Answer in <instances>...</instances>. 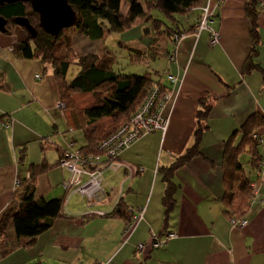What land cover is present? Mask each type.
<instances>
[{
    "label": "crops",
    "instance_id": "0c3cea01",
    "mask_svg": "<svg viewBox=\"0 0 264 264\" xmlns=\"http://www.w3.org/2000/svg\"><path fill=\"white\" fill-rule=\"evenodd\" d=\"M204 4L199 0L182 15L183 25L175 26L183 34L169 36L164 45V73L177 80L165 82L166 131L143 136L125 149L120 159L142 171L132 177L124 170L103 172L101 188L107 199L92 204L77 193L66 196L60 187L70 177L58 166L61 155L73 134H81L83 144L78 148L86 141L83 131L74 129V122L57 107L60 95L53 69L37 59L19 58L11 49L15 37L0 34V222L28 180L31 165L48 167L36 178L35 199L62 202V215L51 228L31 247L2 258L0 264H264V208L258 202L250 204L243 216L246 227H233L234 214L226 201L228 171L237 164L264 197V177H258V164L253 163L241 131L250 116L261 115L263 123L253 134L261 140L256 157L264 160V0H227L215 8L210 26L219 33V41L214 46L207 30L195 32ZM247 7L257 16L255 39ZM204 99L211 109L201 156L175 171V203L165 214L166 185L160 171L192 146L199 102ZM227 143L230 150L241 146L243 150L232 152L230 158ZM119 194L129 212L143 211L127 240L126 221L107 216ZM164 230L176 238L150 249L151 236ZM138 244L146 249L138 251Z\"/></svg>",
    "mask_w": 264,
    "mask_h": 264
},
{
    "label": "trees",
    "instance_id": "16d2710c",
    "mask_svg": "<svg viewBox=\"0 0 264 264\" xmlns=\"http://www.w3.org/2000/svg\"><path fill=\"white\" fill-rule=\"evenodd\" d=\"M141 1L131 0L128 14L123 16L120 11L121 0H67L76 12L78 21L74 27L61 31L57 37L50 36L40 29L39 17L28 3L18 2L0 6V17L7 20L5 34L12 35V27H17L24 32L21 31L17 36L14 35L16 39L13 47L14 53L22 59L40 60L45 66L53 69L60 101L62 97L70 100V96L76 93L95 94L102 89L106 91V95H98L93 103L83 109L80 108L78 114H74L76 109L69 113L67 111L68 106L61 101L64 105L65 118L70 123L74 122L71 124L74 129L83 131L86 143L83 147L78 148L83 155H95L100 152V143L130 120L156 81L151 75L137 76L117 73L114 71L113 57L109 53L101 57L96 54L78 56L72 64L79 68V72L71 81H68L67 73L71 64L63 57L58 56V48L64 40H68L64 38L65 32L73 29L81 31L91 42L101 41L105 32L123 33L129 30L133 23L144 14L140 5ZM151 2L148 3L152 4L153 8H158L172 20L174 27L167 30L173 39V35L179 37L183 34L182 30L179 32L176 29L178 25L175 26V24L180 23L173 16L187 13L199 0H152ZM246 12L251 22V36L255 39L257 34L256 13L251 7H247ZM18 17L28 20L35 29L34 36L28 33L25 28L14 23V19ZM129 52L133 54L132 50ZM134 52L140 53V51ZM253 52L255 51L253 50ZM199 107L192 146L182 156L176 158L169 168H163L160 171L166 185L162 198L165 214L172 210L175 203L173 197L175 188L172 182L175 171L201 156V140L208 128L206 122L211 106L204 99L199 102ZM262 123L261 115L254 114L247 119L241 128L243 143L249 146L251 154L255 158L253 163H257L258 166L261 161V158L256 157V147L259 142L253 138V130ZM228 145L227 143L226 154L228 156L231 154L230 158H233L232 152L238 154L243 150L241 149L242 146L230 150ZM47 169L48 167L44 164L40 166L31 165L28 180L22 184L21 191L12 197L0 222V260L21 248L31 247L35 239L47 232L53 221L62 215V202L60 200L35 199L36 178L46 172ZM228 172L227 184L230 194L226 198L227 205L234 214L232 219H244L243 216L250 206L249 180L238 164L235 169ZM116 203L115 209L107 216L123 218L127 227L132 220L133 213L129 212L120 200ZM166 233L169 232L164 230L157 236L161 237Z\"/></svg>",
    "mask_w": 264,
    "mask_h": 264
},
{
    "label": "built area",
    "instance_id": "2783aa9c",
    "mask_svg": "<svg viewBox=\"0 0 264 264\" xmlns=\"http://www.w3.org/2000/svg\"><path fill=\"white\" fill-rule=\"evenodd\" d=\"M227 0H205V4L201 7V16L199 23L195 29L196 34L207 30L210 33V44L214 46L218 44L219 33L211 28L210 24L214 18L215 8L225 3ZM181 37V36H180ZM178 39V38H176ZM11 49H13L11 47ZM172 60V57L170 58ZM38 78V76H36ZM171 84L176 83V78L172 75H166L160 80L159 86L151 89L144 103L140 106L137 113L131 117L129 122L122 125L114 134L100 143V152L95 155H83L79 149L74 148V143L68 145L62 158L59 159L58 166L70 173V177L63 181L62 186L66 196L71 193H77L84 197L89 204L100 202L107 199L101 188L102 174L107 170L118 171L124 170L128 177L142 171L141 168L125 163L120 159L121 153L129 148L134 142L154 132H165L169 121L162 115L163 106L168 99L166 91H161L165 82ZM57 107L64 109V105L57 103ZM5 128L9 123H5ZM253 138L257 142H261L257 135ZM258 177H264V160H261L258 166ZM251 196L250 204L259 203L264 208V197H260L256 183H250ZM119 194L117 201L121 199ZM116 201V202H117ZM91 215L103 217L102 212H93ZM143 217V211L133 212V217L124 232V240H127ZM233 227L244 228L248 224L246 219H230ZM176 238L174 233H166L161 237L157 235L151 236L149 244L150 249H158L168 241ZM146 249L145 244H138L137 250L142 252ZM107 264H111L110 262Z\"/></svg>",
    "mask_w": 264,
    "mask_h": 264
},
{
    "label": "rangeland",
    "instance_id": "374dc122",
    "mask_svg": "<svg viewBox=\"0 0 264 264\" xmlns=\"http://www.w3.org/2000/svg\"><path fill=\"white\" fill-rule=\"evenodd\" d=\"M130 1L131 0H121L120 11L123 16H127L128 14ZM151 1L152 0H142L140 2L144 14L140 19H137L133 23L129 30L123 33L105 32L104 38L101 41L91 42L79 30L73 29L66 31L64 38L68 39V42L64 40L60 45V48H58V56L63 57V59L71 64L67 73V80L71 81L79 72V68L75 64H72L76 61L78 56L96 54L101 57L106 55V53H109L113 57L114 71L117 73L137 76L151 75V77L158 74L157 81L153 84L151 89L159 86L160 80L168 75L167 73H164L167 64V57L165 55L167 47L164 45L170 36L167 29H173L174 26L172 25L173 23L172 20L169 19V16L161 12L158 8L152 7V4H150L152 3ZM191 15L192 14H189L188 16L191 17ZM173 18L183 25L182 15H175ZM21 31L22 30L17 27H12L11 36L15 37L14 35L17 36ZM170 38L172 39V37ZM148 44L149 48L145 46ZM137 47H141L140 53L134 52L138 51L135 49ZM129 50H132L133 54L129 52ZM164 85L162 86L163 90L161 91L167 90V87H164ZM98 95L104 96L106 95V91L102 89L95 94L76 93L70 96V100L62 97L63 99L61 98V101L68 106L67 111H69V113H72L71 110L76 109L74 114H78L80 108L83 109L87 105L93 103ZM146 97L147 94L144 100ZM144 100L142 104L144 103ZM61 101L58 103L63 104ZM59 110L64 114L63 110L61 111L60 108ZM137 111L135 113H137ZM69 137L71 138V136ZM72 140L77 141L73 142ZM72 140L69 141V145L74 143L75 149H78V147L83 144L81 134H73ZM60 187L63 189L62 184Z\"/></svg>",
    "mask_w": 264,
    "mask_h": 264
},
{
    "label": "water",
    "instance_id": "95a60500",
    "mask_svg": "<svg viewBox=\"0 0 264 264\" xmlns=\"http://www.w3.org/2000/svg\"><path fill=\"white\" fill-rule=\"evenodd\" d=\"M18 2L28 3L39 17V27L46 34L57 37L61 31L72 28L77 23V14L67 0H0V6ZM14 23L35 35V29L23 17L14 19ZM7 20L0 17V34L6 33Z\"/></svg>",
    "mask_w": 264,
    "mask_h": 264
}]
</instances>
